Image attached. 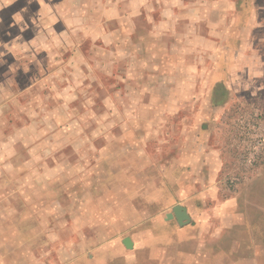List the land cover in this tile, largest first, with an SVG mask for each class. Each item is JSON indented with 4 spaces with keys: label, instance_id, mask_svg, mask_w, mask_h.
<instances>
[{
    "label": "rangeland",
    "instance_id": "rangeland-1",
    "mask_svg": "<svg viewBox=\"0 0 264 264\" xmlns=\"http://www.w3.org/2000/svg\"><path fill=\"white\" fill-rule=\"evenodd\" d=\"M170 9L179 23L160 26ZM176 29L187 35L182 55ZM255 113L264 115V0H0V264L46 251L44 231L75 195L106 205L119 184L111 174L146 204L137 188L154 177L147 163L169 167L189 131L198 145L204 127L213 141L230 130L237 172L233 135ZM256 172L264 165L246 178ZM245 193L242 209L259 221ZM255 252L264 264V247Z\"/></svg>",
    "mask_w": 264,
    "mask_h": 264
},
{
    "label": "crops",
    "instance_id": "crops-1",
    "mask_svg": "<svg viewBox=\"0 0 264 264\" xmlns=\"http://www.w3.org/2000/svg\"><path fill=\"white\" fill-rule=\"evenodd\" d=\"M168 16L161 18L160 26L174 22L176 27L179 15L170 9ZM176 32L182 55L187 35L180 34L179 29ZM192 36L198 44L196 35ZM209 131L206 127L200 130L203 141L198 145L189 131L184 152L169 167L147 163L153 166L154 177L137 188V192L143 189L146 204L139 206L129 198L122 186V172L111 174L119 184L105 194L107 204L102 207L97 199L75 195L67 205L70 208L74 204L71 213L62 215L59 227L44 231V246L49 248L34 253L24 264H259L255 251L264 247V240L258 242L264 235V207L258 204L264 199V175L256 172L250 179L244 176L235 186L239 190H234L227 182L234 166L226 146L232 132L219 134L213 141ZM120 163L123 165L124 160ZM176 170H180L178 176ZM246 189L252 191L248 202L262 211L259 221H250L242 209ZM57 201V211L64 209L63 200ZM177 205L186 212L183 221L176 215L168 216ZM66 217L70 225L65 223ZM40 255L44 259H38Z\"/></svg>",
    "mask_w": 264,
    "mask_h": 264
},
{
    "label": "built area",
    "instance_id": "built-area-1",
    "mask_svg": "<svg viewBox=\"0 0 264 264\" xmlns=\"http://www.w3.org/2000/svg\"><path fill=\"white\" fill-rule=\"evenodd\" d=\"M234 141L240 169L239 173H233L227 179L232 187L240 184L248 173L264 165V115L255 113L241 120L236 126Z\"/></svg>",
    "mask_w": 264,
    "mask_h": 264
},
{
    "label": "water",
    "instance_id": "water-1",
    "mask_svg": "<svg viewBox=\"0 0 264 264\" xmlns=\"http://www.w3.org/2000/svg\"><path fill=\"white\" fill-rule=\"evenodd\" d=\"M174 215H176V217H177L180 221H183V220L186 218V212H185V210L183 209L182 206H178V205H177V206L174 208V212L168 214L169 217H173ZM125 242H126L127 245H128V244L130 245V240H129V239H127Z\"/></svg>",
    "mask_w": 264,
    "mask_h": 264
}]
</instances>
